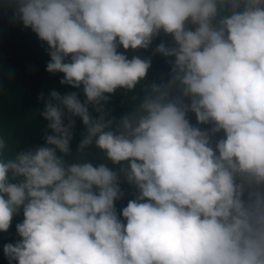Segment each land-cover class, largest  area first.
<instances>
[{
    "label": "clouds",
    "instance_id": "1",
    "mask_svg": "<svg viewBox=\"0 0 264 264\" xmlns=\"http://www.w3.org/2000/svg\"><path fill=\"white\" fill-rule=\"evenodd\" d=\"M0 9L46 44L45 70L83 93L37 95L42 144L17 150L0 133V233L23 216L7 264H264V0ZM161 33L171 40L153 53L167 77L142 84L151 57L126 51ZM117 90L132 94L118 118L107 107ZM122 181L138 194L118 213Z\"/></svg>",
    "mask_w": 264,
    "mask_h": 264
},
{
    "label": "trees",
    "instance_id": "2",
    "mask_svg": "<svg viewBox=\"0 0 264 264\" xmlns=\"http://www.w3.org/2000/svg\"><path fill=\"white\" fill-rule=\"evenodd\" d=\"M164 40L170 42L163 36H158L153 40V44L149 49L144 50H123L129 58L132 55H138L142 58L151 57L152 67L149 70L147 83L152 80H159L161 77H167L169 65L165 58L159 54H154L155 45ZM46 44L38 40L37 36L30 30L23 28L20 24L11 22V12L0 9V133L18 140V148H26L43 143V125L46 123L38 114L33 117L31 114L34 110L42 107V103H38L37 95L43 92L45 95L49 90L55 89L61 94L77 91L81 99L83 93L81 90L74 89L69 85H61L59 83L62 73H48L46 63L49 56L46 52ZM11 77V79H9ZM137 94L140 92V86H137ZM131 93L124 94L122 90L112 96L110 103L107 105L110 115L119 117L123 111L130 110L132 102L129 101ZM93 115H96L93 113ZM188 118L192 124H196L195 115L188 114ZM202 128L208 125H198ZM83 126L79 119L76 120L75 137L73 141V149L75 143L78 142ZM218 136L216 138L219 137ZM92 162H102L99 157L92 158ZM126 163V162H125ZM110 167L118 169L119 166ZM123 197L116 201L117 212L126 206L129 199H134L138 194L135 187L121 183ZM23 219L22 213L13 217L12 225L7 233H0V264H7L3 253L2 246L4 243L14 242L18 239L15 233V224Z\"/></svg>",
    "mask_w": 264,
    "mask_h": 264
},
{
    "label": "water",
    "instance_id": "3",
    "mask_svg": "<svg viewBox=\"0 0 264 264\" xmlns=\"http://www.w3.org/2000/svg\"><path fill=\"white\" fill-rule=\"evenodd\" d=\"M160 36H163V37L167 38L168 40H171V38L169 36H165L163 33H161Z\"/></svg>",
    "mask_w": 264,
    "mask_h": 264
},
{
    "label": "rangeland",
    "instance_id": "4",
    "mask_svg": "<svg viewBox=\"0 0 264 264\" xmlns=\"http://www.w3.org/2000/svg\"><path fill=\"white\" fill-rule=\"evenodd\" d=\"M64 87H65V85H64ZM71 87V86H70Z\"/></svg>",
    "mask_w": 264,
    "mask_h": 264
}]
</instances>
